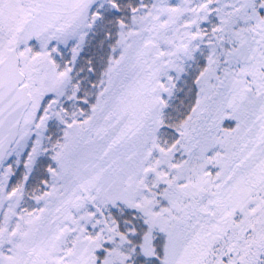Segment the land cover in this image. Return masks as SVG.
Segmentation results:
<instances>
[{"label": "snow or ice", "instance_id": "snow-or-ice-1", "mask_svg": "<svg viewBox=\"0 0 264 264\" xmlns=\"http://www.w3.org/2000/svg\"><path fill=\"white\" fill-rule=\"evenodd\" d=\"M0 264H264V0H0Z\"/></svg>", "mask_w": 264, "mask_h": 264}]
</instances>
